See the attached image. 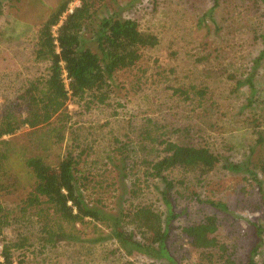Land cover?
Instances as JSON below:
<instances>
[{
  "label": "rangeland",
  "instance_id": "obj_1",
  "mask_svg": "<svg viewBox=\"0 0 264 264\" xmlns=\"http://www.w3.org/2000/svg\"><path fill=\"white\" fill-rule=\"evenodd\" d=\"M61 0H4L0 14V114L22 109L18 98L28 83L46 78L47 64L34 61L33 52L41 24ZM212 0H106L100 16L118 14L135 20L139 30L155 35L158 44L141 50L139 61L115 74L114 85L105 103L87 95L82 101L69 100L70 119L63 140L56 143L49 127L32 132L27 127L4 137L10 143L12 178L8 193L0 194L1 205L15 218L3 233L7 241L23 243L13 250L15 264H172L139 254L126 256L98 223L78 226L79 240L45 245L35 218L22 216L20 206L34 179L23 158L41 156L51 166L67 156L77 162L84 176L86 200L111 215L125 214L128 230L130 213L149 207L166 214L160 197L162 181L149 178L143 158L146 153L138 137L141 129L157 123L162 132L197 124L202 116L192 88L204 89L212 112L213 128L205 127L197 143L206 146L220 162L204 177L196 172L174 169L167 177L184 180L176 186L172 223L167 247L173 264H206L183 235L181 228L215 216L219 244L226 247L234 264H245L255 246V225L262 229L255 258L264 264V206L258 188L245 172L224 169L227 162L247 164L252 154L264 157L256 145L254 125L264 132V61L253 73V89L235 88V80L248 77L261 45L259 13L249 0H219L211 19L204 18ZM93 51L95 45L91 44ZM175 90L189 91L188 98ZM252 99L251 104L248 100ZM255 120V121H254ZM1 146V145H0ZM251 168V167H250ZM264 188V174L258 172ZM193 194L202 202H197ZM196 197V198H197ZM208 201L222 203L225 210ZM201 261V262H200Z\"/></svg>",
  "mask_w": 264,
  "mask_h": 264
},
{
  "label": "trees",
  "instance_id": "obj_2",
  "mask_svg": "<svg viewBox=\"0 0 264 264\" xmlns=\"http://www.w3.org/2000/svg\"><path fill=\"white\" fill-rule=\"evenodd\" d=\"M3 1L0 0V14ZM72 1L61 0L38 30L33 57L35 62L47 64V76L31 80L18 98L17 107L22 109L23 115L18 117L13 110L0 114V194L8 193L10 186L6 185V181L13 176L12 149L10 143L3 140L4 137L12 136L23 127L32 132L49 127V135L60 143L70 119L68 101H82L90 95L93 101L105 103L114 85L115 74L135 66L141 57V50L154 48L158 44L157 37L140 31L135 20L121 18L117 13L101 17L99 7L106 0H79V5L62 18ZM212 1L204 18L211 19L218 7L219 0ZM249 1L259 13L262 32H258L256 37L261 50L253 61L248 77L241 80L228 75V78L235 80L236 89L248 86L252 91L253 73L264 61V0ZM91 44L95 45L96 51L92 50ZM191 90L198 100L197 107L202 110L199 123L162 132L157 123L148 121L150 127L139 132L138 145L143 149L142 158L146 153L153 155V160H142L146 174L163 183L160 197L166 214L145 206L135 208L128 220L133 227L131 231L125 223V214L111 215L86 200L82 190L85 187L82 180L85 178L80 176L77 162L71 156L54 166L41 156L23 158L24 167L30 171L34 182L19 210L23 217L30 214L35 218L45 245L77 241L78 226L98 223L108 229V237L118 244L126 256L139 254L174 263L167 247L172 223L178 217L173 211L172 197L176 193V186L184 187L185 181L175 182L167 174L179 169L184 173L196 172L201 178L220 162L208 147L197 143L199 133L205 131V127L213 128L212 112L207 100L202 104L207 96L205 90L192 87ZM175 92L188 98L189 91ZM248 102L251 104L252 99ZM253 127L256 145L262 148L264 132L259 129V122ZM252 154L254 152L248 157L246 165L227 162L223 167L230 172L247 173L256 184L264 206V188L258 178V172L264 174V157L256 155L253 159ZM196 197L193 194L197 202H202ZM208 203L218 209H226L222 203ZM13 221L15 218L0 203V264H15L13 250L24 247L23 243H12L4 237V229ZM254 227L257 242L249 251L245 264H256L255 258L262 242V229L257 225ZM181 231L206 264H234L231 254L215 236V216H206L200 222L182 227Z\"/></svg>",
  "mask_w": 264,
  "mask_h": 264
},
{
  "label": "built area",
  "instance_id": "obj_3",
  "mask_svg": "<svg viewBox=\"0 0 264 264\" xmlns=\"http://www.w3.org/2000/svg\"><path fill=\"white\" fill-rule=\"evenodd\" d=\"M79 0H73L69 5H68V9L67 11L63 14V17L64 18L67 14L71 13L72 10L77 7L79 5ZM66 82V81H65Z\"/></svg>",
  "mask_w": 264,
  "mask_h": 264
}]
</instances>
